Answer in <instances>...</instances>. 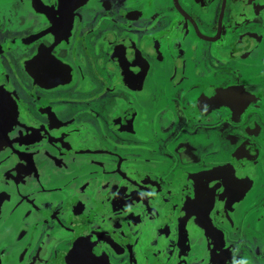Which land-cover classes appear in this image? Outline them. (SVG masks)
<instances>
[{
	"label": "flooded vegetation",
	"instance_id": "flooded-vegetation-1",
	"mask_svg": "<svg viewBox=\"0 0 264 264\" xmlns=\"http://www.w3.org/2000/svg\"><path fill=\"white\" fill-rule=\"evenodd\" d=\"M57 4L58 0H0V127L9 130L10 140L24 132L15 146L20 153L48 146L77 156L87 154L81 156L93 159L92 166L89 171L75 172L68 189L59 185L48 188L46 191L57 192L52 202L23 197L24 203L33 202L32 208L43 218L53 219L42 225L38 221L32 223L35 226L27 224L28 237L22 246L14 248L12 241L0 244V264L39 260L37 249L44 239L49 243L65 239L66 246L81 249L80 255L70 258L68 264L84 259L89 264H264V251L259 249H264V243L258 241L264 232L256 234L253 220L255 210L264 212V184L255 185L247 173L253 164L264 170V0H85L82 6L74 8L71 3L63 10ZM126 40L134 44L125 45ZM152 41L164 48L171 42L180 47L188 45L189 53L192 41L203 45L199 51L201 65L188 60L186 72L195 69L204 82L213 81L209 85L215 87L199 84L207 96L196 106L218 118V111H223L232 99L233 90L242 81L248 83L250 77L259 76L254 80L256 93L250 101L253 106L240 111L236 104L227 112L228 117L224 115L213 126V130L225 126L226 131L239 137L242 145H251L252 151L233 142L241 156L254 153L252 159L243 158L241 164L231 167L211 163L200 166L189 173L188 185L183 173L176 174L181 178H169L176 166L172 156L163 163L167 169L156 173L153 166L146 164L149 171L141 173V165L134 167L136 160L130 162L104 147L116 152L114 144L122 143L120 136L113 140L102 134L98 141L82 133L81 123L103 118L105 102L122 97L121 93L110 91L113 85L126 88L128 81L137 82L136 78L143 74L144 85L151 78L152 65L158 63L152 56L158 52H147L145 47ZM121 43L122 51L116 58ZM211 50L220 60L218 66L212 63ZM36 54V60L28 64ZM166 55L167 52L162 63H170ZM251 57L252 65L260 68L257 71L249 72L251 63L244 62V58ZM238 66L247 69L241 78ZM85 74L94 80L90 84L96 88L94 93L89 92L93 95L86 94L91 107L90 102L61 96L64 90L82 85ZM192 84L189 78L185 87L189 89ZM194 85L196 89L198 84ZM183 96L175 130L169 135L172 139L179 130H187L191 122L186 110L190 104ZM95 104L102 110L93 112ZM84 106L88 108L83 109ZM250 115L256 117L253 123L249 122ZM6 119L9 124L2 122ZM245 124L253 127L252 136L242 129ZM197 126L200 123L192 128ZM240 129L245 134L238 133ZM188 132L195 135L190 129ZM72 136L70 142L68 137ZM136 169L138 174L134 176ZM213 171L226 172L222 180L208 183L206 188L201 187V179L193 182L192 175ZM263 176L264 171L257 178ZM144 177L152 181L147 183ZM11 178L4 171L0 174V236L6 227L15 225L16 200ZM122 189L145 197L142 201L122 200L123 205H116L114 200L122 199ZM203 189L207 196L202 195ZM97 195L102 196V205L100 198H93L97 205L88 198ZM197 201L203 202L202 206L196 207ZM100 206L113 210L106 221L97 212ZM230 212L235 214L232 232L225 220ZM132 214L138 218L128 219ZM136 226L147 230H136ZM23 249L29 252L26 260L19 262Z\"/></svg>",
	"mask_w": 264,
	"mask_h": 264
},
{
	"label": "rangeland",
	"instance_id": "rangeland-1",
	"mask_svg": "<svg viewBox=\"0 0 264 264\" xmlns=\"http://www.w3.org/2000/svg\"><path fill=\"white\" fill-rule=\"evenodd\" d=\"M152 42L153 43H150L149 46L145 47L147 52H154V50L158 52L157 56H152L157 59L158 63L152 65L153 71L151 78L149 80L147 79L143 87L138 89L132 88L129 85H126V88L123 85L122 88H117L116 86L114 87L113 83L110 81L113 85V88L110 91L115 94L121 93L122 97H113L105 102V112L102 113L105 115L104 119L100 117L98 121L91 119L88 123H81L79 129L82 133H88L91 139L98 141L101 140L102 134H106L113 140L120 136V141H122V143L114 144V148L118 152H115L107 146H103L109 150L108 152L115 153L118 157H123L125 159L129 158V161L134 163V160H136V165L134 167L137 168L138 165H141V173L149 171L146 168V164L153 166L152 171L156 170V173L158 171H163L164 168L167 169V166L165 164L164 166L163 163L167 161V156H172V158L175 159L176 166L173 167V171L171 170L172 173L170 172L168 174L169 178H181L180 176H176V174L179 175L180 173H183L188 185L191 181L189 179V173L199 170L200 166H208L207 164L211 163L217 167H231L235 164H241L240 161H243V158L252 159V157L255 156L254 153L251 152V155L243 157L239 151L234 149L236 146L241 145L244 146L246 150L252 151L253 147L251 145L247 143H243L242 145L239 137L237 138L234 132L226 131L225 126H221L220 129L214 130L213 126L220 123L218 121L224 115L225 118L228 117L227 112L234 109L236 104L240 111L243 107L245 109L246 107L253 106L250 104V101L253 100L256 93L254 80L259 76L255 75L253 78L250 77L248 83L242 81L238 87L233 90L234 94H232V99L223 111H218V115H221L218 118L216 117V114L214 115L210 112H204L202 109L197 108L196 105L200 103V100L203 101L207 96L204 91H201L199 85L204 81L202 80V75L198 74L195 69L186 72L188 60H195L197 64L201 65L199 51L203 49V45L192 41L189 53L187 51L189 48L188 45L180 47L179 45H173L171 42V46L164 48L160 47L163 46L161 43ZM129 44L134 43L126 40L125 45ZM86 45L89 46V43L87 42ZM119 46L120 48H118L115 53L116 58L122 51V43ZM156 46L159 47L156 48ZM176 49L179 50V53L177 54ZM166 52V57L168 58L167 61L170 63L161 62V58L165 56ZM211 52L212 63H216V66H218L220 60L218 57H215V53H213L212 50ZM180 55H183V58H181ZM253 59L254 57L248 59L244 58V62L251 63ZM236 69L239 70L240 78L245 75L247 70L246 68H240L239 66ZM257 69L260 68H256L252 63L248 68L249 72L252 70L257 71ZM85 76L86 80L82 81V85L64 90L61 96L70 100H72V98L80 99L84 103L85 101L90 102L91 100L88 99V95H93L96 88L90 84L91 82L94 83V80H89L87 74H85ZM189 78L193 84L192 87L189 86L188 89L185 87V83ZM209 82L213 83V81L205 80L203 83L206 84L205 88L215 87L214 84L209 85ZM194 84H198L196 89H194ZM201 86L203 87V85ZM87 93L89 94L86 95ZM183 94L185 95L187 104H190V107L188 106V108H186L189 112L191 121L188 124L187 130H192V132H195V135L190 136V132L181 129L179 130L180 133L176 136L177 139H172L169 135L175 130L174 128L177 124L176 115L178 110L181 109L179 108V104H183L181 101L184 97ZM95 105L92 108L93 112H99L102 110L100 109L101 107ZM74 108L77 110V107ZM85 108L88 107L84 106L83 109ZM83 113H86V111ZM83 115L86 116V114ZM239 117L241 118L242 114H240ZM254 120H256L255 115H250L249 122L253 123ZM95 121L97 122L95 123ZM197 123H200L201 126L192 128L194 125H197ZM243 123H245V121L240 122L242 125ZM246 123H248L247 117ZM252 128V126L247 128L245 124L242 129L245 130V132H250L253 131ZM242 129L237 130V132L241 133ZM219 130L222 133H220ZM184 131L185 133H182ZM245 132L242 131L243 134H245ZM250 135L252 136L251 132ZM220 136H222V139L219 140ZM233 142H236V146H234L235 143L233 144ZM229 143L231 146H229ZM157 146L160 147V151H158ZM262 164L264 165V160L262 161ZM253 166L254 167H251L247 173H249L251 179L255 181V185H263L264 176L263 179L257 177L258 174L260 172L262 173L264 170L261 171L260 169H257L256 164H253ZM133 174L136 176L138 170L136 169ZM144 180L147 183L152 181V179H149L148 177H144ZM257 181H259V183H257ZM262 211L263 209L259 210L258 213H256L257 210L254 211L253 220L256 221L254 226L256 228V234H262L264 232V212ZM260 217H262L261 220ZM234 219L235 214L233 212L228 213L225 219L228 224L230 223L228 230L231 232L233 231L232 221H234ZM258 221H261L260 224H258ZM136 230H138L137 227ZM65 235L67 236V234ZM258 241L264 243V237L262 236ZM64 242L66 243L65 239ZM64 242L60 241L59 243V240H56L49 243L47 239H44L37 249L40 259H34L29 262V264H68L70 258L80 255L81 249H74L73 245L69 244L66 246ZM67 242L71 243L70 240ZM83 246L86 249L89 247L85 242L83 243ZM259 249L260 252L264 251V249L262 250L260 247Z\"/></svg>",
	"mask_w": 264,
	"mask_h": 264
},
{
	"label": "water",
	"instance_id": "water-1",
	"mask_svg": "<svg viewBox=\"0 0 264 264\" xmlns=\"http://www.w3.org/2000/svg\"><path fill=\"white\" fill-rule=\"evenodd\" d=\"M59 4H57V8L64 9L67 5L73 3L74 8L82 6L85 3V0H72L71 2H67L65 0H58ZM38 54L33 56V58L28 61L27 63L31 64L36 60ZM129 78V74H128ZM137 82H129V85L133 88H140L143 86L144 83V74L138 76ZM217 104L214 105L213 108H216ZM105 117V116H104ZM103 117V119H104ZM3 123H10L7 119L2 121ZM119 128V127H118ZM117 128V130H118ZM9 130H3V127H0V174L5 173V175L12 176L10 181L13 186L12 194L16 200V210L14 213L15 218V225L9 228H5L0 236V244L6 245V242L12 243L13 247H19L24 245L23 242L25 237H28L27 224L33 225L38 221L39 225L49 223L53 217L50 218H43L37 212L34 211L33 202L24 203L22 201L24 199H31L35 198L38 200L42 199L44 202H52L56 191H46L51 189V187L55 188L59 185L62 189H68L70 187L71 182L73 181L72 177L73 174L82 173L84 171H89V166H92L93 159L90 157H83L81 155L87 154H80L77 156L76 154H71L67 152H59L58 149L53 147H46L42 148V150L33 151L30 153H20L16 150V144L23 139L24 132H20L19 135L14 136L13 139L10 140L8 138ZM68 136V135H67ZM66 136V137H67ZM31 140V139H30ZM68 140L72 142L73 136L68 137ZM89 156V155H87ZM226 171H213L210 173L205 174H196L192 176L193 182H197L198 179H201L204 186L201 187L206 188L208 183H211L217 179L222 180V175L225 174ZM119 173V172H117ZM54 176H58L54 177ZM67 180V181H66ZM65 183V184H64ZM49 188V189H48ZM125 194L127 195V199H125ZM203 196H207L205 193V189H203ZM98 197L99 204L102 205L101 197L97 196H88L89 200L93 205H97V202H94V199ZM145 197L144 194L140 193H133L132 190L125 191L122 189V199L117 198L114 200L115 204L118 205L120 202L122 204L123 201H127L128 199L134 198L139 201H142L141 198ZM94 198V199H93ZM8 199V198H6ZM213 204V198H211ZM35 201V200H34ZM137 202V201H136ZM136 202H134L136 204ZM126 203V202H125ZM196 207L202 206L203 202L197 201ZM35 204V202H34ZM123 205V204H122ZM130 206V205H129ZM173 207V206H172ZM213 207V206H212ZM101 209V210H100ZM98 209V213L100 214V219H106L110 214L109 212H113V210H106L102 206ZM212 208H210V211ZM126 212V211H125ZM157 213V212H156ZM155 213V214H156ZM172 214V212H171ZM170 214V215H171ZM129 216V213H128ZM132 219L134 217L138 218V215H130ZM167 212L163 214V218H166ZM160 219V218H159ZM40 220H43L39 222ZM106 221V220H105ZM129 221V220H128ZM153 221V219L151 220ZM150 221V222H151ZM160 224V221L158 220ZM35 226V225H33ZM129 226V223H128ZM137 227V226H136ZM138 229H145L137 227ZM147 230V229H145ZM149 231V230H148ZM116 247V245H114ZM27 249H23L19 256V262H24L26 260V253H28ZM76 264H89L87 259L84 261L78 262Z\"/></svg>",
	"mask_w": 264,
	"mask_h": 264
}]
</instances>
